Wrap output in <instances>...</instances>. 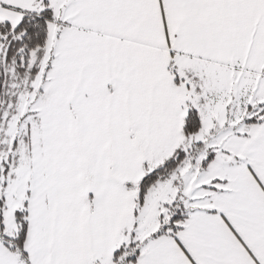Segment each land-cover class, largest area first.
<instances>
[{"label": "snow or ice", "instance_id": "obj_1", "mask_svg": "<svg viewBox=\"0 0 264 264\" xmlns=\"http://www.w3.org/2000/svg\"><path fill=\"white\" fill-rule=\"evenodd\" d=\"M0 264H264V0H0Z\"/></svg>", "mask_w": 264, "mask_h": 264}]
</instances>
